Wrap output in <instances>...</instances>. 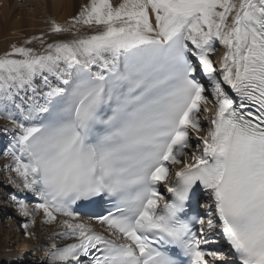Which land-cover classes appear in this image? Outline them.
Masks as SVG:
<instances>
[{
  "label": "snow or ice",
  "instance_id": "obj_1",
  "mask_svg": "<svg viewBox=\"0 0 264 264\" xmlns=\"http://www.w3.org/2000/svg\"><path fill=\"white\" fill-rule=\"evenodd\" d=\"M48 34L0 55L10 200L70 241L47 264H264V0H87Z\"/></svg>",
  "mask_w": 264,
  "mask_h": 264
},
{
  "label": "bare ground",
  "instance_id": "obj_2",
  "mask_svg": "<svg viewBox=\"0 0 264 264\" xmlns=\"http://www.w3.org/2000/svg\"><path fill=\"white\" fill-rule=\"evenodd\" d=\"M119 2L120 0H113L114 4ZM85 3H87V0H0V55L9 51L13 43L21 45L24 39L39 36L42 33L46 36V42H52L54 39H70V35L53 37L48 34V20L52 18L57 22L64 23L76 15L81 5ZM29 46L34 47L37 51L40 50L38 43ZM216 47V51L212 53L211 58L216 62L217 68H219V58L223 54V48L219 44ZM2 115L3 113L0 112V116ZM5 126L9 128L8 132L4 131ZM12 139L11 125L0 118V152H2L0 185L11 189L15 192L14 194L19 195V198L22 199L25 194L19 193L15 187L8 183L9 172L4 168L5 164L11 163L3 153L7 150ZM194 141L195 139H193ZM2 192L0 189V205L2 204L1 199L4 197ZM10 196H7L8 206L16 210L14 203L10 200ZM28 197L35 199L31 195ZM15 212L19 219L24 220L21 222L22 224L29 222V218L20 216L17 210ZM2 215L6 217L8 213H4L3 210L0 211V231L4 227L2 224L4 217ZM42 219L43 214L40 213L36 216L35 224L27 230L24 229L25 232L33 233L32 236H27L28 238L24 239L19 234V224L15 222L13 216L5 220L7 225H5L3 232L6 239L0 238V264H47L45 254L50 251L49 246L53 243L61 245L67 241L51 239L52 234L59 231V229L56 224H43L41 222ZM4 243H9V245L6 246ZM12 244L15 246H12Z\"/></svg>",
  "mask_w": 264,
  "mask_h": 264
},
{
  "label": "rangeland",
  "instance_id": "obj_3",
  "mask_svg": "<svg viewBox=\"0 0 264 264\" xmlns=\"http://www.w3.org/2000/svg\"><path fill=\"white\" fill-rule=\"evenodd\" d=\"M7 38V37H6ZM4 40H6V39H4ZM217 46V45H216ZM217 48V47H216ZM205 128H207V125L205 124ZM0 153H2V152H0ZM1 156H2V154H1ZM1 156H0V160H1ZM0 189H1V192H2V194L4 195V197L1 199V202H2V204L0 205V211H2L3 210V212L4 213H8V216L6 215V217H4L3 215V217H4V222L2 223L3 224V228L1 229V231H0V238L1 239H6V236H5V234H4V232H3V230L5 229V225H7L6 223H5V220L6 219H10V218H12V216H13V218L15 219V222L17 223V224H19L18 225V228H19V234H20V236L22 237V239H24V238H28L26 235H25V230H24V228H22V223L21 222H23L24 220H21V219H19L15 214H16V210L14 209V208H12V207H10V206H8V195H10L11 193H12V190L11 189H9V188H7V187H3L2 185H0ZM14 193L15 192H13L11 195H14ZM18 196V198H19V195H17ZM30 196V195H29ZM29 198V197H28ZM21 199V198H20ZM30 199V198H29ZM26 202H27V200H26ZM29 204H32L31 202L29 203ZM12 211V212H11ZM11 213V214H10ZM16 216V217H15ZM21 223V224H20ZM24 230V231H23ZM21 239V240H22ZM5 244V243H4ZM6 246H8L9 245V243H7V244H5ZM10 245H11V243H10ZM12 246H15V245H13L12 244Z\"/></svg>",
  "mask_w": 264,
  "mask_h": 264
}]
</instances>
